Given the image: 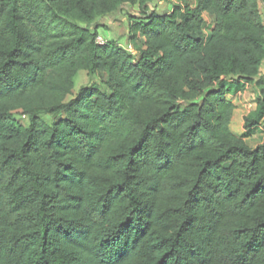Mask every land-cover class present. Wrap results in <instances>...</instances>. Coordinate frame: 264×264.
<instances>
[{"label": "trees", "instance_id": "obj_1", "mask_svg": "<svg viewBox=\"0 0 264 264\" xmlns=\"http://www.w3.org/2000/svg\"><path fill=\"white\" fill-rule=\"evenodd\" d=\"M174 1L0 0V264H264L258 0ZM124 6L132 50L97 43Z\"/></svg>", "mask_w": 264, "mask_h": 264}, {"label": "rangeland", "instance_id": "obj_2", "mask_svg": "<svg viewBox=\"0 0 264 264\" xmlns=\"http://www.w3.org/2000/svg\"><path fill=\"white\" fill-rule=\"evenodd\" d=\"M151 2L148 4V7L151 10L158 11L160 13L168 12L171 5L174 3L172 0H150ZM172 1V2H171ZM260 14L264 19V2L263 0H258ZM139 12L138 9H133L128 6L121 7L117 12L110 15L109 18H102L98 21V33L99 36L102 37L103 40L106 42H113L116 43L118 46H121L125 49H131V45L128 40L127 36V24L126 20L128 17L131 16H138ZM207 22L206 31L210 29L211 22L210 20L205 17ZM130 47V48H129ZM90 85L98 86L102 91H105L104 87V76L103 75H92L89 76L85 72H80L75 80H74V95L80 88L87 87ZM251 91L247 90L245 93V89L241 92V96L237 94L227 96L228 99L232 100L236 109L234 115L232 117L230 130L236 136L243 137L245 134L243 132L244 127V118L246 115L251 113L255 109V99L251 95ZM41 119H43L46 123H51L52 118L45 114L39 115ZM14 118L18 121L21 125H25L24 117L21 113H15ZM241 135V136H240ZM253 136L244 138L246 143L250 147H255L261 143L262 137L264 135V122L260 125L259 130L252 134Z\"/></svg>", "mask_w": 264, "mask_h": 264}, {"label": "crops", "instance_id": "obj_3", "mask_svg": "<svg viewBox=\"0 0 264 264\" xmlns=\"http://www.w3.org/2000/svg\"><path fill=\"white\" fill-rule=\"evenodd\" d=\"M172 1H174V0H172ZM171 1V2H172ZM175 1H174V3L171 5V7L169 8V10H168V12L171 10V8L175 5ZM134 9H138L137 7H135ZM150 9V8H149ZM151 10V9H150ZM158 15H165L166 13H168V12H166V13H160V12H158V11H155ZM110 16H107V17H105V18H109ZM205 17H207L208 18V16L207 15H205ZM104 18V19H105ZM264 20V19H263ZM244 89H245V93H246V91L247 90H249V91H251L252 93H251V95H252V97L255 99V101H256V98H257V96H258V94H257V91L255 90V88H254V86L253 85H245V87H244ZM238 95V94H237ZM240 96H241V93L239 94ZM230 97H233V96H230ZM233 102V101H232ZM234 104V103H233ZM249 114V113H248ZM247 114V115H248ZM246 115V116H247ZM232 121V120H231ZM243 132H244V130H243ZM235 136H236V134H234Z\"/></svg>", "mask_w": 264, "mask_h": 264}, {"label": "built area", "instance_id": "obj_4", "mask_svg": "<svg viewBox=\"0 0 264 264\" xmlns=\"http://www.w3.org/2000/svg\"><path fill=\"white\" fill-rule=\"evenodd\" d=\"M263 2H264V1H263ZM104 42H105V40H103L101 36H98V37H97V43H99V44H103ZM130 47H131V46H130ZM130 47H129V48H130ZM131 50H132V48H131V49H128V51H131ZM239 94H240V93H238V96H240Z\"/></svg>", "mask_w": 264, "mask_h": 264}]
</instances>
